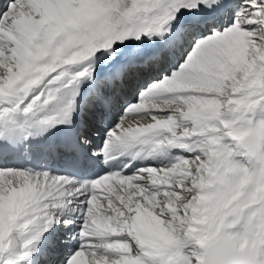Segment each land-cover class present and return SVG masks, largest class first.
<instances>
[{
    "label": "snow or ice",
    "instance_id": "6c2138e0",
    "mask_svg": "<svg viewBox=\"0 0 264 264\" xmlns=\"http://www.w3.org/2000/svg\"><path fill=\"white\" fill-rule=\"evenodd\" d=\"M0 264H264V0H0Z\"/></svg>",
    "mask_w": 264,
    "mask_h": 264
},
{
    "label": "bare ground",
    "instance_id": "6f19581e",
    "mask_svg": "<svg viewBox=\"0 0 264 264\" xmlns=\"http://www.w3.org/2000/svg\"><path fill=\"white\" fill-rule=\"evenodd\" d=\"M87 92H88L87 87H83L82 88V95L78 98V107H77V113H76V117H75V119H77V120L80 118V116L82 114V110L86 111V109H87V99H86ZM134 99H135V97L129 93L123 97V102L124 103L133 102ZM119 111H120V109H117L116 111L113 112L111 122H114L118 118ZM94 124L95 123H93V127H99V125H97V124L94 125ZM102 139H103V137L101 135H97L95 137V140L97 143H102ZM178 151H179L178 149H172L171 154L175 155ZM164 162H166L165 154L161 151H157L152 156H145L143 154H141L139 156H132V155L125 154L123 156L117 157L113 161H110L109 164L112 166L113 169L123 167L124 163H127L129 165V167H132L134 165L135 168H144V167L149 166V165L159 166ZM6 164L10 167H20L15 162V160L12 159V157L6 161ZM97 167H98L99 171L96 174H94L91 178H95L96 176L102 174L103 172L111 170L109 168V165H106L102 162H98ZM125 172L127 173V169H125ZM54 174H57V173H54ZM53 235L55 237H57L59 240H62L67 235V229H65L61 225V226L56 228ZM76 246H77V242H73L71 245V247H76ZM60 251L63 253H66L67 249L64 248L63 246H60Z\"/></svg>",
    "mask_w": 264,
    "mask_h": 264
}]
</instances>
